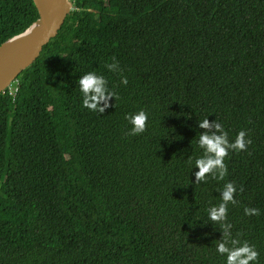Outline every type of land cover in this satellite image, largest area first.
Here are the masks:
<instances>
[{
	"label": "trees",
	"instance_id": "1",
	"mask_svg": "<svg viewBox=\"0 0 264 264\" xmlns=\"http://www.w3.org/2000/svg\"><path fill=\"white\" fill-rule=\"evenodd\" d=\"M70 2L0 93V264H225L206 209L228 182V231L264 264V0ZM37 17L32 0H0V45ZM87 72L116 93L103 112L82 107ZM140 109L145 131L129 135ZM206 117L251 142L222 180L196 182V141L219 134Z\"/></svg>",
	"mask_w": 264,
	"mask_h": 264
},
{
	"label": "clouds",
	"instance_id": "2",
	"mask_svg": "<svg viewBox=\"0 0 264 264\" xmlns=\"http://www.w3.org/2000/svg\"><path fill=\"white\" fill-rule=\"evenodd\" d=\"M109 70H118L117 64L114 62L107 65ZM78 89L82 94V107L94 112H103V108L97 107L98 102L105 101L104 107H108L106 103L109 97L116 98V93L112 90L105 95L106 89L104 85L107 83L102 75L95 72H87L80 76L78 80ZM121 85H127L126 78H121ZM92 93V95H88ZM125 120L130 125L129 135H138L145 131L148 114L143 110H137L134 113L126 114ZM215 129L218 135L204 132L199 135L196 144L201 150V155L195 158L193 167L198 169L194 173L196 182H204L209 176L217 179H223L226 174V165L224 159L228 156L230 151L239 152L246 149L250 144V140L246 139V132L239 131L234 140L231 142L228 138V132L223 125L215 120L209 123V120L204 118L198 122V127L201 129H208L209 127ZM237 192L236 186L228 182L224 184L221 191L220 203L218 205L210 206L206 209L208 220L221 225L224 229V239L216 245V253L225 258V264H258L259 252L254 246L247 241H240L233 238L232 233L228 230L232 225L227 222L228 205L235 204L234 193ZM245 215H259V210L256 208H245Z\"/></svg>",
	"mask_w": 264,
	"mask_h": 264
},
{
	"label": "water",
	"instance_id": "3",
	"mask_svg": "<svg viewBox=\"0 0 264 264\" xmlns=\"http://www.w3.org/2000/svg\"><path fill=\"white\" fill-rule=\"evenodd\" d=\"M37 19L22 33L0 45V93L34 63L43 47L56 37L72 10L70 0H32Z\"/></svg>",
	"mask_w": 264,
	"mask_h": 264
}]
</instances>
